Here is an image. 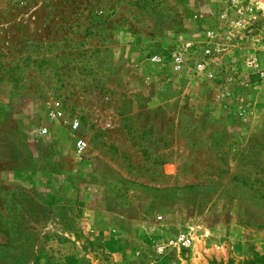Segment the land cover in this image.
Returning <instances> with one entry per match:
<instances>
[{
  "label": "rangeland",
  "instance_id": "obj_1",
  "mask_svg": "<svg viewBox=\"0 0 264 264\" xmlns=\"http://www.w3.org/2000/svg\"><path fill=\"white\" fill-rule=\"evenodd\" d=\"M262 72L264 0H0V264L264 256Z\"/></svg>",
  "mask_w": 264,
  "mask_h": 264
},
{
  "label": "built area",
  "instance_id": "obj_2",
  "mask_svg": "<svg viewBox=\"0 0 264 264\" xmlns=\"http://www.w3.org/2000/svg\"><path fill=\"white\" fill-rule=\"evenodd\" d=\"M262 75H264V72H262ZM48 118L51 121H57L61 124H69V127L72 130H77L79 128V121L78 119H70L68 120L63 113L62 109L58 105H52L48 112ZM51 133L49 127L47 125H41L38 129V134L40 136H48ZM87 147V142L83 138H78L75 142V148L77 153H82L85 151Z\"/></svg>",
  "mask_w": 264,
  "mask_h": 264
},
{
  "label": "trees",
  "instance_id": "obj_3",
  "mask_svg": "<svg viewBox=\"0 0 264 264\" xmlns=\"http://www.w3.org/2000/svg\"><path fill=\"white\" fill-rule=\"evenodd\" d=\"M247 264H264V256L255 255Z\"/></svg>",
  "mask_w": 264,
  "mask_h": 264
}]
</instances>
